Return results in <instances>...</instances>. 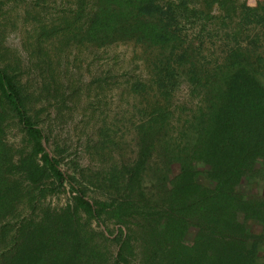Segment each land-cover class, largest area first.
<instances>
[{"label":"trees","instance_id":"16d2710c","mask_svg":"<svg viewBox=\"0 0 264 264\" xmlns=\"http://www.w3.org/2000/svg\"><path fill=\"white\" fill-rule=\"evenodd\" d=\"M27 6L50 19L26 56L0 31V264H264V0ZM116 44L141 53L131 107L87 136L88 166L65 163L50 116L83 88L64 53Z\"/></svg>","mask_w":264,"mask_h":264},{"label":"rangeland","instance_id":"374dc122","mask_svg":"<svg viewBox=\"0 0 264 264\" xmlns=\"http://www.w3.org/2000/svg\"><path fill=\"white\" fill-rule=\"evenodd\" d=\"M260 0H240L247 9H255ZM31 0H0V31L6 51L26 56L25 47H29L34 23L42 18L50 19L49 11L46 14L30 15L28 5ZM48 6H51L49 4ZM52 14H53V9ZM140 50H135L131 44H116L104 49L81 48L64 53V69L71 85H81L83 90L67 109L63 110L62 121L56 120L54 113L50 116L52 136L63 149L66 150V162L76 160L85 167L90 164V157L84 151L87 136L95 133L97 125L115 123L118 113L130 109L132 99L127 91L129 76L141 74L144 70ZM65 74V75H66ZM27 80H32L29 73ZM98 79H105L102 88H99ZM185 89L178 93V99L185 98ZM39 106L38 104H36ZM126 116L127 114L124 113ZM129 115V114H128ZM127 115V116H128ZM121 135V134H118ZM10 144L19 146L21 135L13 130L7 137ZM63 166V169L67 168ZM202 181H204L202 179ZM251 192H255L252 187ZM69 200L68 188L55 196H48L46 203L51 207H63ZM254 231L258 227L249 225Z\"/></svg>","mask_w":264,"mask_h":264}]
</instances>
